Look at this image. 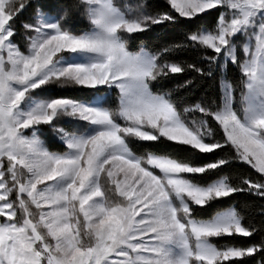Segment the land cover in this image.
<instances>
[{"label":"snow or ice","instance_id":"snow-or-ice-1","mask_svg":"<svg viewBox=\"0 0 264 264\" xmlns=\"http://www.w3.org/2000/svg\"><path fill=\"white\" fill-rule=\"evenodd\" d=\"M151 7L0 0V264H264V239L235 206L197 218L239 193L264 199V0ZM73 9L86 30L75 16L69 25ZM206 17L213 23L201 27ZM179 21L196 29L162 49L130 50ZM182 48L208 70L177 62L170 54ZM222 62L239 72L238 108L227 82L217 108L181 107L155 90ZM236 164L252 174L234 178Z\"/></svg>","mask_w":264,"mask_h":264},{"label":"trees","instance_id":"trees-1","mask_svg":"<svg viewBox=\"0 0 264 264\" xmlns=\"http://www.w3.org/2000/svg\"><path fill=\"white\" fill-rule=\"evenodd\" d=\"M42 3H60L62 5H71L75 0H40ZM118 4H123L128 2V0H116ZM152 7L149 10L160 9L165 0H147ZM77 18V31L86 30L87 21L82 15H80L75 9L69 16V25L72 24V17ZM33 18V10H29L24 13L21 17V23L29 21ZM201 27L205 24H212V18L206 17L204 21L199 22ZM195 30L196 25L190 24L187 21H179L175 25H163L156 26L149 31L141 34L140 39L133 42L129 41L130 50L136 51L139 50L141 46L146 47L148 50L162 49L163 47L169 46L172 43L180 42L185 33L189 30ZM20 46L25 47V42L22 39V30L21 37H18ZM235 44L238 50L241 51V41L235 40ZM26 50V49H25ZM172 57L176 59L177 62L188 64L196 63L202 66L206 71L208 70V63L202 59V55L192 49L182 48L174 50L171 54ZM212 75L203 76L198 75L195 72L188 71L182 75L170 77L161 82L160 86L155 89L157 91H170L174 100L181 106H189L196 102H203L207 105H210L213 108L222 106V91L221 83L222 80H225L228 83L233 85L235 90V106L239 107V98H240V82H239V72L233 65H228L226 68L221 63L220 67L212 66L211 68ZM186 81H191L187 86L185 85ZM71 94V93H68ZM110 103L112 106H115L117 103L116 95L113 94L110 97ZM44 139V137H42ZM46 145L49 146L50 150H62V145L58 141L46 140ZM227 155V154H225ZM228 174L232 175L234 178L252 174V170L246 165H234ZM255 178V176H253ZM235 206L244 217V222L246 224L255 226L259 231H257L255 240L259 241L264 239V199H261L256 196L249 195L247 193H239L235 196L229 198L223 205L217 206L214 205L207 210H201L197 216L199 219L210 218L211 215L215 214L216 211L222 210L224 207ZM241 241V238H236L235 240H225L223 243H231L238 245ZM257 260L259 257L256 258ZM250 264H255V262H250Z\"/></svg>","mask_w":264,"mask_h":264},{"label":"rangeland","instance_id":"rangeland-1","mask_svg":"<svg viewBox=\"0 0 264 264\" xmlns=\"http://www.w3.org/2000/svg\"><path fill=\"white\" fill-rule=\"evenodd\" d=\"M238 41L240 40L241 41V51H243V45L244 43L247 42V37L243 36V35H239L237 36L236 38ZM222 82H226L225 80H222ZM228 83V82H227ZM221 91H222V103H223V88H222V83H221ZM48 136L51 137L52 134L51 132L49 131L48 133ZM50 140H54V139H50ZM54 141H58V140H54ZM59 142V141H58ZM60 143V142H59Z\"/></svg>","mask_w":264,"mask_h":264}]
</instances>
